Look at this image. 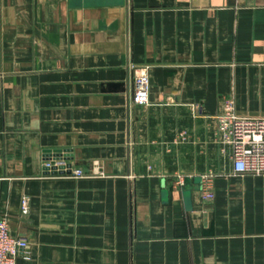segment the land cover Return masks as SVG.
Wrapping results in <instances>:
<instances>
[{
  "label": "crops",
  "instance_id": "1",
  "mask_svg": "<svg viewBox=\"0 0 264 264\" xmlns=\"http://www.w3.org/2000/svg\"><path fill=\"white\" fill-rule=\"evenodd\" d=\"M228 101L264 117V0H0V217L29 238L18 264H264V172L234 170ZM48 153L85 175L47 172Z\"/></svg>",
  "mask_w": 264,
  "mask_h": 264
},
{
  "label": "built area",
  "instance_id": "2",
  "mask_svg": "<svg viewBox=\"0 0 264 264\" xmlns=\"http://www.w3.org/2000/svg\"><path fill=\"white\" fill-rule=\"evenodd\" d=\"M236 4L251 3L254 0H233ZM151 79L147 66L134 67V88L132 101L144 105L150 103ZM226 110L217 116L219 136L223 144L232 146L234 170L239 173L253 171L264 172V117L243 116L237 114L230 101ZM47 172H63L75 177L85 175L81 168H74L64 155L48 153L45 159ZM203 196L214 198L212 181L204 177L201 184ZM23 213L29 212V197L22 199ZM27 236L13 234L6 216L0 217V264H18L19 256L29 247Z\"/></svg>",
  "mask_w": 264,
  "mask_h": 264
},
{
  "label": "water",
  "instance_id": "3",
  "mask_svg": "<svg viewBox=\"0 0 264 264\" xmlns=\"http://www.w3.org/2000/svg\"><path fill=\"white\" fill-rule=\"evenodd\" d=\"M188 181V179H186V182Z\"/></svg>",
  "mask_w": 264,
  "mask_h": 264
}]
</instances>
